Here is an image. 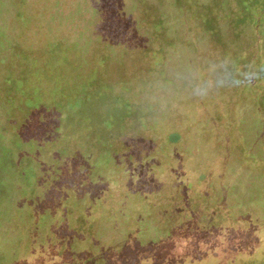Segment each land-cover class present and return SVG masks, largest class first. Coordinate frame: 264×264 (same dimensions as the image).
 Here are the masks:
<instances>
[{
	"label": "rangeland",
	"instance_id": "1",
	"mask_svg": "<svg viewBox=\"0 0 264 264\" xmlns=\"http://www.w3.org/2000/svg\"><path fill=\"white\" fill-rule=\"evenodd\" d=\"M88 259L264 264V0H0V264Z\"/></svg>",
	"mask_w": 264,
	"mask_h": 264
},
{
	"label": "trees",
	"instance_id": "2",
	"mask_svg": "<svg viewBox=\"0 0 264 264\" xmlns=\"http://www.w3.org/2000/svg\"><path fill=\"white\" fill-rule=\"evenodd\" d=\"M250 101V100H249ZM256 101V100H255ZM250 103L252 104V102L250 101ZM211 226L214 227V226H217L216 224L218 223H215V222H210ZM90 262V263H89ZM81 263H87V264H91V259H88L86 260L85 262H81Z\"/></svg>",
	"mask_w": 264,
	"mask_h": 264
},
{
	"label": "clouds",
	"instance_id": "3",
	"mask_svg": "<svg viewBox=\"0 0 264 264\" xmlns=\"http://www.w3.org/2000/svg\"><path fill=\"white\" fill-rule=\"evenodd\" d=\"M197 94L204 96V95H206V91L205 90H197Z\"/></svg>",
	"mask_w": 264,
	"mask_h": 264
},
{
	"label": "flooded vegetation",
	"instance_id": "4",
	"mask_svg": "<svg viewBox=\"0 0 264 264\" xmlns=\"http://www.w3.org/2000/svg\"><path fill=\"white\" fill-rule=\"evenodd\" d=\"M134 68H136L137 67V65H135V66H133Z\"/></svg>",
	"mask_w": 264,
	"mask_h": 264
}]
</instances>
